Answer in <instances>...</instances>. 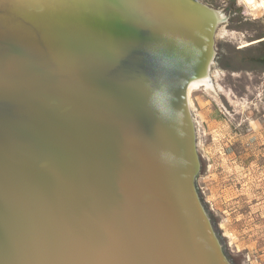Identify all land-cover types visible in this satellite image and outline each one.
<instances>
[{
  "label": "water",
  "instance_id": "water-1",
  "mask_svg": "<svg viewBox=\"0 0 264 264\" xmlns=\"http://www.w3.org/2000/svg\"><path fill=\"white\" fill-rule=\"evenodd\" d=\"M89 1L106 20L90 9L69 28L27 23L0 0V264H232L182 113L191 42L135 24L130 0ZM28 37L66 57L47 87L33 67L19 92Z\"/></svg>",
  "mask_w": 264,
  "mask_h": 264
},
{
  "label": "rangeland",
  "instance_id": "rangeland-1",
  "mask_svg": "<svg viewBox=\"0 0 264 264\" xmlns=\"http://www.w3.org/2000/svg\"><path fill=\"white\" fill-rule=\"evenodd\" d=\"M200 1L228 32L211 70L217 98L204 88L191 94L196 187L231 263L264 264V16L238 0Z\"/></svg>",
  "mask_w": 264,
  "mask_h": 264
},
{
  "label": "bare ground",
  "instance_id": "bare-ground-1",
  "mask_svg": "<svg viewBox=\"0 0 264 264\" xmlns=\"http://www.w3.org/2000/svg\"><path fill=\"white\" fill-rule=\"evenodd\" d=\"M11 11L19 17L26 18L27 23H33L35 20L41 21L47 25L80 28L87 23L85 17L89 15L88 11H96L95 16L101 20L104 19L102 8L93 9L94 7L89 0H9ZM247 7H255L256 0H244ZM132 5V16L135 24L146 23V25H156L155 30H160L163 34L167 31L170 33H178L185 39L191 42L189 53L195 57L196 62L188 58L187 67H185V80L182 87V113H184L185 124L191 130V122H195L194 104L191 98L193 91L204 88L207 92L214 94L217 98L218 90L213 83L211 70L216 58V40L227 34L225 27H219L222 23V17L219 11L212 8L208 4L200 0H130ZM22 21L26 22L24 19ZM43 24V26L45 25ZM40 25V24H36ZM18 39V37H17ZM23 45V52L26 56V63L30 66V71L26 72L29 76L33 67L45 69V76L41 79L39 85L43 88L47 87L48 81L53 72V68H57L60 60H65V55L59 53L49 54L44 52L47 43H52L54 40L28 37ZM250 42L242 41L241 47L250 45ZM58 46V45H56ZM59 47V46H58ZM186 48V46H185ZM61 50L60 48H58ZM218 54V53H217ZM89 60V59H87ZM90 61V60H89ZM83 63L91 71L100 70L99 63L91 64L83 60ZM54 65V66H53ZM52 70L50 73L48 70ZM69 73V71H68ZM71 73V72H70ZM25 72H20L17 75L19 81L13 87L20 91L33 89V81H28L29 77H24ZM216 75H218L216 73ZM21 77V79H20ZM162 80V79H161ZM166 79L164 78L163 81ZM70 81L65 80V87L70 88ZM36 82V80H35ZM20 83V84H19ZM166 83L171 85V81ZM53 84V83H51ZM177 86V83H176ZM175 86V87H176ZM71 89V88H70ZM72 90V89H71ZM18 91H13L16 94ZM194 126V123H193ZM196 126V122H195ZM195 131H196V127ZM197 133V132H196ZM198 134V133H197ZM199 136V135H198ZM198 144V143H197ZM199 156V155H198Z\"/></svg>",
  "mask_w": 264,
  "mask_h": 264
},
{
  "label": "built area",
  "instance_id": "built-area-1",
  "mask_svg": "<svg viewBox=\"0 0 264 264\" xmlns=\"http://www.w3.org/2000/svg\"><path fill=\"white\" fill-rule=\"evenodd\" d=\"M240 3L245 4L244 0H238ZM246 5V4H245ZM254 10L261 11V16H264V0H256V6L253 7Z\"/></svg>",
  "mask_w": 264,
  "mask_h": 264
}]
</instances>
